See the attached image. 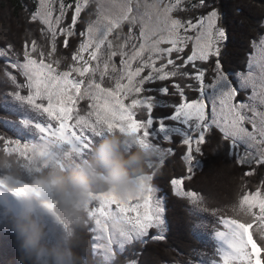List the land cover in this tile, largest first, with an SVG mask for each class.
Segmentation results:
<instances>
[{
    "label": "snow or ice",
    "instance_id": "6c2138e0",
    "mask_svg": "<svg viewBox=\"0 0 264 264\" xmlns=\"http://www.w3.org/2000/svg\"><path fill=\"white\" fill-rule=\"evenodd\" d=\"M198 9L205 11L183 18ZM27 19L40 26L44 43L26 39L23 60L11 43L0 47L4 82L15 86L10 95L47 120L35 125L37 142L0 135L3 155L38 170L56 154L84 159L112 133L133 136L128 147L162 149L159 162L136 177L134 194L105 188L89 194L86 219L92 236L85 264L89 254L90 264H119L130 246L166 238V197L158 194L154 180L177 158L184 173L170 178L171 192L210 210L220 222L217 235L227 247L217 264H264V35L253 40L247 70L236 73L234 82L220 60L226 39L221 14L207 0H36ZM69 38L78 44L70 57L62 56L58 45L62 41L68 49ZM9 67L26 78L23 85ZM241 92L246 95L238 100ZM174 97L175 102L169 99ZM158 109L168 111L154 112ZM217 130L225 154L245 178L226 209H209L200 193L186 187L203 166L197 158L202 146ZM0 184L7 186L2 178ZM10 190L25 195L32 189ZM185 255L183 264H190Z\"/></svg>",
    "mask_w": 264,
    "mask_h": 264
},
{
    "label": "trees",
    "instance_id": "16d2710c",
    "mask_svg": "<svg viewBox=\"0 0 264 264\" xmlns=\"http://www.w3.org/2000/svg\"><path fill=\"white\" fill-rule=\"evenodd\" d=\"M35 2L36 0H0V47L11 43L19 52L21 60L26 39L29 41L36 39L38 44L44 43L39 31L40 26L30 23L27 19V12L34 10ZM192 2L195 3L197 0H192ZM207 2L211 3L221 14L219 22L225 28L226 39L220 60L224 71L231 77V72L244 68L245 55L251 50V43L264 32V0H207ZM204 11V9H198L184 13L183 18L195 17ZM69 41L68 49H64L62 41L58 45L62 56L70 57L72 49L78 44L77 40L69 38ZM214 62L215 58L212 59V64ZM4 67L5 58L0 57V135L27 142L39 136L35 125L45 123L47 117L27 102L16 103L12 99L9 92L15 86L11 82H4ZM8 71L15 75L19 82L24 83V78L17 70L9 67ZM166 83L157 82L159 86H165ZM167 86L170 87V83H167ZM169 99L175 102L178 97ZM166 111L168 110H154L160 113ZM26 117L28 118L25 119ZM21 118L25 119L24 122ZM1 143L3 145L0 141V146ZM202 148L203 154L198 155V159L203 166L195 171L193 179L186 183V187L200 193L209 209H226L236 199L239 185L242 179H245L242 169L234 163L232 157L225 154L224 142L220 140L218 130ZM0 149V178L12 185H27L30 189L36 188L39 177L52 169L71 170L75 168L85 161L93 150L87 154L86 158L77 160L59 154L60 162L41 165L38 170L33 166L32 170H29L23 166V161H18L15 156L3 155V147ZM183 173L184 165L177 158L170 161L163 175L154 180L155 186L166 197V238L163 241L148 239L144 245L137 244L134 248L130 246L125 255L118 257L119 264H127L131 260L137 261V264H183L187 258L185 255L187 252L190 256V264H199L198 262L214 264L212 261L216 260L217 256L212 236L214 214L196 204L188 203L185 199L177 198L171 192L170 178ZM97 188L100 187L93 185L89 193ZM89 193L86 205L89 202ZM51 202L53 207L50 208V213L60 221V225L51 216H48L49 221L44 220L47 215L39 209L34 210L36 218L43 226L45 243L55 244L60 232L63 241L72 250L75 264H85L84 254L90 248L89 240L92 236L87 231L86 205L83 208V218L77 219L71 208L61 207L55 199ZM15 218L16 215L11 208L0 201V264H43V257H35L21 249L13 230ZM216 229L219 227L216 226ZM153 234L155 230H151L150 236ZM44 258L47 264H51L48 257ZM92 258L93 256L89 254V264Z\"/></svg>",
    "mask_w": 264,
    "mask_h": 264
},
{
    "label": "clouds",
    "instance_id": "9594fccd",
    "mask_svg": "<svg viewBox=\"0 0 264 264\" xmlns=\"http://www.w3.org/2000/svg\"><path fill=\"white\" fill-rule=\"evenodd\" d=\"M133 144L131 135H105L85 161L71 170L52 169L39 177L38 182L49 198L57 200L61 207L71 208L73 215L82 219L93 185L114 189L122 196L134 194L136 177L146 173L150 163L159 162L162 149L157 146L128 147ZM35 207V202L26 197L22 210L16 213L13 230L21 249L35 257H48L51 264H75L66 242L45 243L43 226L33 214Z\"/></svg>",
    "mask_w": 264,
    "mask_h": 264
},
{
    "label": "rangeland",
    "instance_id": "374dc122",
    "mask_svg": "<svg viewBox=\"0 0 264 264\" xmlns=\"http://www.w3.org/2000/svg\"><path fill=\"white\" fill-rule=\"evenodd\" d=\"M67 2H71V0H67ZM101 2H105V0H101ZM220 23V22H219ZM263 25H264V21H263ZM126 29H127V26H125V28H124V31L125 32H127L126 31ZM136 32H137V34H138V29H136L135 30ZM262 35H264V32H263V34H261L257 39H256V41L258 42V40H259V38L262 36ZM251 45H252V43H251ZM223 47H224V43H223ZM253 51V49H252V47H251V50L245 55V64H244V68L242 69V70H238V71H235V72H231V77L229 76V78L230 79H233L234 80V82H235V79H236V76H235V74L236 73H238V72H241V71H246L247 70V60H248V56H249V54L251 53ZM115 59V62H116V65H117V67H119V57H116V58H114ZM23 60V59H22ZM23 78H24V80H26V78L23 76V75H21ZM21 82H19L18 80H17V84H20ZM24 83H25V81H24ZM24 83H21V85H23ZM23 92H25V93H23ZM21 94L22 95H27V89L26 88H23V89H21ZM245 93H243V92H241L240 93V95L238 96V100H241V99H243L244 97H245ZM12 99H14L15 100V102L16 103H21V102H23L22 100H19V99H17L16 97H14V96H12ZM26 102V101H25ZM28 117H26L25 119H27ZM25 119H23V118H21V120H22V122H24V120ZM38 124V123H37ZM39 131V130H38ZM38 139H39V136L37 137V138H32V139H30V141H27V142H37L38 141ZM1 147H3V145H2V143H1V146H0V148ZM1 150V149H0ZM198 158V157H197ZM61 161V159H60V155L59 154H56V155H54L53 156V158H52V160L49 162V163H47V164H53L54 162H60ZM7 184V186H5L4 184H0V201H3L8 207H10L11 209H12V207L9 205V203L7 202V200L6 199H8L9 197L11 198V196H14L13 198L15 199V200H17L18 202H19V205L18 206H16V209H18L19 211L18 212H20L21 210H22V208H23V206H24V199L27 197V198H30L31 200H33L34 202H35V204H36V207H35V210L36 209H39L41 212H43V213H45L46 215H47V217H45L44 218V220H50L49 218H48V216H51V217H53V219H54V221L58 224V225H60V221L59 220H57L56 218H55V216L54 215H52L51 213H50V208L49 207H47L46 206V204H52V202H51V200L52 199H50L48 196H47V194H46V192L44 191V189H43V186L41 185V184H39V182L37 183V185H36V188H34V189H32V190H34V191H32V190H30L27 194H25V195H17L15 192H13V191H11L10 189L11 188H13V187H19V186H22V185H19V184H16V185H12V184H10V183H6ZM37 193H39V195H37ZM10 194V195H9ZM90 194V193H89ZM158 194H162L161 193V191L159 190V193ZM162 195H164V194H162ZM165 196V195H164ZM177 198H179V197H177ZM15 209V208H14ZM12 211H13V213H14V215H16V213H18L17 211H15V210H13L12 209ZM41 212H39L40 214H42V215H44V216H46L45 214H43V213H41ZM34 215H35V217H36V212L34 211V213H33ZM213 219H214V223H213V230H212V236H213V240L215 241L214 242V248H216V251H217V253H216V260H213L212 261V263H214V264H217V262L219 261V253H220V251L221 250H226V244H225V242L220 238V237H218V235H217V231L220 229V227H221V225H220V222H219V220H218V218L214 215L213 216ZM217 224V225H216ZM94 226V225H93ZM216 226H218L219 227V229H216ZM59 231V230H58ZM58 239H57V242H61V241H63V239H62V236L60 235V232H59V234H58V237H57ZM205 240H206V238H205ZM56 242V243H57ZM55 243V244H56ZM200 246V245H199ZM198 246V247H199ZM43 264H47V260L43 257ZM199 264H206V263H204V262H198ZM127 264H129V263H127Z\"/></svg>",
    "mask_w": 264,
    "mask_h": 264
},
{
    "label": "bare ground",
    "instance_id": "6f19581e",
    "mask_svg": "<svg viewBox=\"0 0 264 264\" xmlns=\"http://www.w3.org/2000/svg\"><path fill=\"white\" fill-rule=\"evenodd\" d=\"M77 160V159H76ZM65 162H66V160H65ZM179 167V166H178ZM10 195V194H9ZM14 196H11V198L9 197L8 199H6L7 200V202L9 203V205L12 207V209L13 210H15V211H19L18 209H16V206H18L19 205V202L17 201V200H15L14 198H13ZM15 208V209H14ZM81 225V224H80ZM83 228V227H82ZM84 249V248H83Z\"/></svg>",
    "mask_w": 264,
    "mask_h": 264
}]
</instances>
